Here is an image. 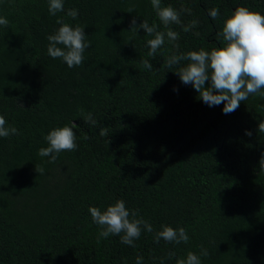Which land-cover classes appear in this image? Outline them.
<instances>
[{
	"label": "trees",
	"instance_id": "obj_1",
	"mask_svg": "<svg viewBox=\"0 0 264 264\" xmlns=\"http://www.w3.org/2000/svg\"><path fill=\"white\" fill-rule=\"evenodd\" d=\"M161 4L191 8L182 24L199 25L187 33L170 25L179 49L166 38L152 58V37L130 23L147 20L165 31L150 0H63L56 15L49 0H0V16L9 21L0 26V115L19 133L0 137V264H136L137 256L143 264H176L201 247L209 252L201 264H264V97L250 94L224 114L223 103L208 106L179 80L175 72L187 61L166 66L177 52L223 46L226 13L244 6L264 15V0ZM212 8L219 10L215 20ZM57 18L84 28L90 47L82 65L69 68L48 55ZM89 113L96 125L85 120ZM71 122L77 149L48 163L38 155L48 146L44 137ZM117 199L153 226L136 247L119 236L97 243L100 228L88 208L103 210ZM161 225L183 227L188 243H155Z\"/></svg>",
	"mask_w": 264,
	"mask_h": 264
},
{
	"label": "clouds",
	"instance_id": "obj_2",
	"mask_svg": "<svg viewBox=\"0 0 264 264\" xmlns=\"http://www.w3.org/2000/svg\"><path fill=\"white\" fill-rule=\"evenodd\" d=\"M151 7L156 13L160 24L165 31L158 30L154 23L149 25L147 20L137 25L133 18L130 23L131 29H143L145 34L152 37L147 41L149 51L147 55L154 58L158 50L165 44V39L179 49L176 43L180 39V34L170 27V25H180L185 33L193 31L198 25L197 19H192L188 24H182L181 14L192 15V9L181 7L179 10L171 5L162 6L161 0H150ZM48 11L50 15H56L63 11V0H49ZM129 13L133 9L128 10ZM67 15L76 19L78 12L76 9H69ZM208 15L213 19L219 16V10L212 8ZM9 21L0 16V26H7ZM56 23L60 27L47 37V53L53 58H59L69 68L80 66L84 62L85 49L90 47L86 42L84 28L76 25L75 27L64 22L62 18H57ZM199 36V32L193 33ZM222 45L206 51L200 48L198 51H188L187 53H175L169 55L166 66L171 68L180 65L181 61L187 64L180 66L175 72L179 80L185 85H191L198 98L208 106L224 104L222 109L224 114H229L237 110L242 101L248 99L249 95L259 94L264 97V15L259 12L251 11L248 7L237 6L231 14H227L223 20ZM62 45L63 47H59ZM145 69L154 70L149 60L142 61ZM206 81L208 85L205 86ZM85 120L92 125L98 122L89 113ZM76 124L71 122L69 125L55 127L44 137L47 147L38 150V155L48 157V163H55L62 151H75L77 149V137L73 131ZM258 131L264 133V121L258 124ZM18 130L12 126H6L5 118L0 115V137L18 135ZM106 137L109 132L107 127L100 129L99 133ZM245 135L251 136L252 133L246 131ZM82 139H89L87 135ZM259 164L264 168V156L261 157ZM35 171L44 173V168L40 167ZM92 222L95 223L100 231L97 243L101 239L109 236H119L120 242L130 247H136L134 243L141 236V232L153 233L151 223L139 216V210H129L123 199H117L114 203L107 205L103 210L98 207L88 208ZM154 242L159 243L161 239L175 244L188 243L189 237L183 227L174 229L168 225H161L160 231H155ZM174 253H168L171 259ZM201 256L208 257L209 252L201 247L200 255L189 251L186 258L176 260V264H201ZM136 264H143V257H136ZM163 264V260L161 261Z\"/></svg>",
	"mask_w": 264,
	"mask_h": 264
}]
</instances>
